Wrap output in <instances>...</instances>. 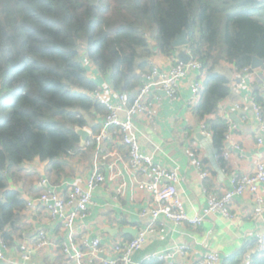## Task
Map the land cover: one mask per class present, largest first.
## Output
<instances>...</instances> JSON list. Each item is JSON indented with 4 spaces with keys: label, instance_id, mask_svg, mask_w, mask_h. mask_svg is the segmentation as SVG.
Here are the masks:
<instances>
[{
    "label": "trees",
    "instance_id": "1",
    "mask_svg": "<svg viewBox=\"0 0 264 264\" xmlns=\"http://www.w3.org/2000/svg\"><path fill=\"white\" fill-rule=\"evenodd\" d=\"M182 32L188 42L182 49L204 70L193 107L204 121L230 94L222 63L236 72L250 68L253 58L264 63L263 0H0V236L9 247L26 237V202L19 187L9 188L34 181L21 177L22 166L38 160L52 167L82 153L77 131L94 133L89 122L106 114L89 96L99 86L88 78L84 59L104 83L133 97L154 49L172 55ZM204 123L221 150L228 120ZM254 247L255 239L246 242L222 264H264V254L246 259Z\"/></svg>",
    "mask_w": 264,
    "mask_h": 264
},
{
    "label": "crops",
    "instance_id": "2",
    "mask_svg": "<svg viewBox=\"0 0 264 264\" xmlns=\"http://www.w3.org/2000/svg\"><path fill=\"white\" fill-rule=\"evenodd\" d=\"M178 51L165 56L154 49L150 65L167 69L178 61ZM184 52L186 54V51ZM87 72L95 76L98 86L108 82L101 78L95 69H87ZM220 72L230 80V94L219 103L217 115L206 117L204 121L195 118L194 106L189 105L193 76H188L179 91V100L172 101L165 94L158 92L160 102L156 105L155 116L151 119H135L133 124L134 134L142 152L152 157L156 165L177 172V191L189 218L199 214L206 206L208 194L221 197L231 189V175L252 174L256 164L264 160V139L262 145L258 146L259 127L251 109L252 100L256 98L264 103V93L257 89L255 82L247 78L246 85L238 86L234 81L236 70L232 65L222 63ZM232 115L239 123L236 124L237 129L230 130L221 149L227 151L230 156L226 160L220 156L216 158L217 149L213 146L211 138L197 134L196 130L199 131L201 123L205 124L206 120H214L217 117L235 124ZM101 121V116H96L89 122L91 127L96 128L94 133L99 131ZM83 143L81 139L79 148ZM87 153L88 155L80 152L65 157L54 162L55 166L52 167L48 162L41 163L38 160L26 164L24 167L28 170H25V174L34 176V181L29 187L22 186V183H11L9 188L19 187L24 200L35 198L40 193L37 180L42 176L47 179L53 191L65 197L70 186L82 184L94 170L101 172L106 178V183L93 197L86 219L88 230L78 227V222L76 238L87 237L91 240L98 237L103 244L125 243L131 238L125 236L128 234H124L122 230L131 228L137 231L148 227L146 245L133 257L137 264H142L148 255L171 254L181 246L188 248L186 257L172 254V258L163 264H195L208 252L216 253L221 262H224L264 230V186L258 194L263 200L261 205L249 194L234 198L230 210L234 216L233 221L225 220L219 215H211L197 228H191L188 224L176 226L163 218L152 221L149 215L141 216L152 208V199L136 189V182L127 167L128 151L117 138L113 137L112 141L102 143L98 151L95 150V145L91 144ZM194 161H200L202 169L208 173L204 180L200 179L198 171L195 170ZM21 224L26 235L22 239L27 241L35 240L38 231L46 232L54 239L60 233L56 223L41 209L28 215L22 212ZM162 228L163 233L160 232ZM115 229H118V234L112 236L108 230ZM22 239L17 238L9 247L8 255L11 259L18 257L17 247ZM251 254H254L253 248L246 253V259ZM32 261L34 264H64L60 255L51 256L47 253H34ZM94 264H99V261Z\"/></svg>",
    "mask_w": 264,
    "mask_h": 264
},
{
    "label": "built area",
    "instance_id": "3",
    "mask_svg": "<svg viewBox=\"0 0 264 264\" xmlns=\"http://www.w3.org/2000/svg\"><path fill=\"white\" fill-rule=\"evenodd\" d=\"M264 1V0H263ZM186 55L190 58L187 64L175 62L167 69L151 66L150 70L143 75V85L132 97L130 94L115 91L109 84H102L89 96L102 106L106 114L101 119L99 131L94 134L90 128H83L87 138L81 146L82 152H87L91 144L95 145L98 151L102 143L110 142L113 137L120 141L128 151V170L136 182V189L145 193L152 199V208L141 214L142 217L149 215L152 221L163 218L166 222L180 226L188 224L191 228H197L211 215H219L225 220L233 221L234 216L230 212L231 204L235 197L249 194L254 196L257 204L261 205L263 200L258 195L264 186V160L258 162L254 172L248 175H231L229 178L231 189L224 192L221 197L208 194L206 206L201 212L189 218L183 207L180 195L177 191L179 176L175 170L163 168L156 165L152 157L142 152L140 144L136 139L133 130L135 119H151L155 116L156 105L160 98L158 92H162L172 101L179 100V91L184 80L193 76L190 86L191 97L189 105L193 107L200 98L204 70L202 65L193 60L188 51ZM86 69L94 67L84 59ZM88 73V72H87ZM90 79L94 80L92 73ZM257 84V89L264 93V63L257 69L245 68L235 73L234 81L238 86L246 85L245 79ZM251 109L255 121L259 127L258 146L262 145L264 139V105H259L252 100ZM237 129L236 124L229 123L230 130ZM199 133L206 138H211L205 124L199 125ZM216 158H229L225 150L215 152ZM29 164V163H27ZM194 168L198 171L201 180H204L208 173L202 169L200 161H194ZM26 165V164H25ZM22 167L28 170L27 167ZM106 178L104 174L94 170L89 174L82 184L73 185L68 188L65 197L61 196L50 187L45 177L40 176L37 180V189L40 193L35 198H27L26 207L23 213L28 215L39 209L47 213L49 219L56 223L60 229L59 236L54 239L46 232L38 231L33 241L22 239L18 244L16 259H11L9 246L0 236V262L5 264H34L32 257L34 253H47L51 256L60 255L64 264H137L133 261L134 255L141 251L146 245V233L149 230L139 229L134 237L128 242H116L103 244L100 238L89 240L87 237L77 239L76 228L88 230L86 219L89 208L97 190L104 186ZM163 228L160 231L163 233ZM25 238V237H23ZM187 247H178L173 253L152 254L145 257V261L167 262L172 254L179 257H186ZM254 253L264 254V230L255 237ZM195 264H222L219 256L214 252H208L201 256Z\"/></svg>",
    "mask_w": 264,
    "mask_h": 264
},
{
    "label": "water",
    "instance_id": "4",
    "mask_svg": "<svg viewBox=\"0 0 264 264\" xmlns=\"http://www.w3.org/2000/svg\"><path fill=\"white\" fill-rule=\"evenodd\" d=\"M188 44L187 42V39H186V35H185V32H182L172 43V47L174 50H179L178 53L176 54V57L178 59L179 62L183 63V64H187L188 61L190 60V58L185 54V52L183 50H181L182 48L186 47ZM262 65V61H260L259 59L257 58H253L252 59V62H251V69H257L259 67H261ZM162 93V92H160ZM163 94V93H162ZM234 120V116L232 115L231 116ZM235 124H238V120H234ZM197 134L199 133L198 130H196ZM77 134L80 136V138L85 141L86 138H87V134L86 132H84L83 130H78L77 131ZM108 232L114 236L116 234H118V229H115V230H108ZM122 232L124 234H128L130 235L131 237H134L137 233L136 230H133L131 228L129 229H125V230H122ZM0 264H4V263H1Z\"/></svg>",
    "mask_w": 264,
    "mask_h": 264
},
{
    "label": "rangeland",
    "instance_id": "5",
    "mask_svg": "<svg viewBox=\"0 0 264 264\" xmlns=\"http://www.w3.org/2000/svg\"><path fill=\"white\" fill-rule=\"evenodd\" d=\"M88 75V74H87ZM91 77V74H89V76H88V78H90ZM84 153V155H88V153L87 152H83ZM23 169V168H22ZM25 169H23L22 171H21V177H23L24 176V174H25ZM20 176V175H19ZM11 184V183H10ZM29 187V186H28ZM12 188H14V187H12Z\"/></svg>",
    "mask_w": 264,
    "mask_h": 264
},
{
    "label": "clouds",
    "instance_id": "6",
    "mask_svg": "<svg viewBox=\"0 0 264 264\" xmlns=\"http://www.w3.org/2000/svg\"><path fill=\"white\" fill-rule=\"evenodd\" d=\"M132 238V237H131ZM5 264V263H4Z\"/></svg>",
    "mask_w": 264,
    "mask_h": 264
}]
</instances>
